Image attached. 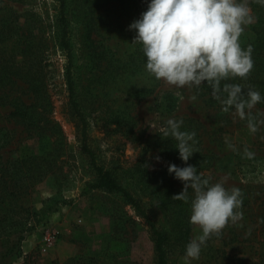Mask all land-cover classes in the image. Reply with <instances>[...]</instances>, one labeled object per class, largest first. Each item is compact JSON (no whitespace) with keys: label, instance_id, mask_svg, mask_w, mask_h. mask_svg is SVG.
Listing matches in <instances>:
<instances>
[{"label":"rangeland","instance_id":"1","mask_svg":"<svg viewBox=\"0 0 264 264\" xmlns=\"http://www.w3.org/2000/svg\"><path fill=\"white\" fill-rule=\"evenodd\" d=\"M64 1L68 12L75 2ZM253 1L248 0L253 19L244 26L240 36L242 39L249 35L250 26L255 21L253 10L256 5ZM118 4L114 2L116 6L109 9V3L97 10L102 13L106 27L100 30V36H92L107 43L116 57H125L136 44L134 36L129 35L131 31L136 33V30L129 28L124 33L118 29V25H108L119 15ZM4 5L8 7L0 13L10 8V12L17 13V22L25 20L31 23L38 16L44 20L45 33L50 39L49 56L53 71L50 117L59 125L68 145L67 162L60 170L63 176L47 177L33 184L22 190L16 200L30 208L31 212L25 215L32 218V222L28 225L29 229L20 233L16 231L11 237L5 238L10 242L8 246H11L12 241L16 242L21 254L11 264H154L153 244L144 221L117 194L87 186V182L93 179V173L79 154L74 123L66 111L67 98L63 83L65 58L51 40L53 29H50V25L61 7L60 2L0 0V7ZM78 6L77 11L74 9L71 12L69 21L75 48L82 44V40L91 45L82 25L84 21L80 20L83 16L80 12L86 8L87 3L81 0ZM146 8L130 17L128 25ZM86 59L83 62L82 57L76 58L75 63L86 72V76L91 77L95 68L90 67L89 57ZM101 69L97 71L99 75L102 74ZM152 77L154 75L147 70L146 64L120 78L103 77L97 83L83 76L82 83L86 86L81 90V99L90 123L89 141L98 162L115 169L123 184L130 185L129 169L141 156L145 157L150 169L165 163L160 152L154 148L155 143L146 141L158 139L167 127L169 118H194L199 125L197 132L202 147L214 156L211 165L203 173L210 178L211 183L223 177L225 187L231 189L235 186L242 190L243 202L237 210L243 212V217L235 223L229 221L219 234H212L202 245L197 258L187 256L180 250L181 243L173 240L168 247V264H258L259 253L264 250V108L254 106L246 110L250 116L241 118L235 109L225 111L218 105L207 103L196 85L180 87ZM138 88L153 89L136 94L131 92ZM169 90L178 99L177 108L168 113L159 100L162 93ZM1 91L9 95L7 99H0V179L7 174L8 162L35 152L40 144L27 133L20 121L9 114L11 106L7 100L17 95L24 98V84L16 83ZM112 111L125 117L128 113L134 116L136 130L143 131V141H132L115 129V124L108 120ZM250 119L256 124V131L251 130ZM125 122L121 121L122 128ZM226 140L231 141L236 150L229 148ZM246 148L254 156L247 157L244 154ZM157 155L161 157L160 160L155 159ZM11 173L14 176V170ZM9 188L12 186L7 181H0V195L3 192L7 195ZM54 195H62V200L57 205L47 207L45 200L49 203ZM9 216L15 217L13 213ZM156 217L161 220L160 214ZM190 223L191 240L201 232V227ZM16 249L14 247L13 251ZM2 250H5L4 245L0 243Z\"/></svg>","mask_w":264,"mask_h":264},{"label":"trees","instance_id":"2","mask_svg":"<svg viewBox=\"0 0 264 264\" xmlns=\"http://www.w3.org/2000/svg\"><path fill=\"white\" fill-rule=\"evenodd\" d=\"M58 1L61 7L50 25V29H53L51 40L65 58L63 83L67 98L66 111L74 123L75 141L79 154L93 173V179L87 182V186L117 194L124 203L128 204L135 215L141 218L147 226L153 244L154 264H168V247L173 240L179 241L180 250L186 253L185 249L190 241L192 229L189 214L194 190L191 187L188 188V201L175 198L174 195L182 191L184 182L170 173L167 165L169 163H175L178 166H184L185 163L193 164L197 167V172L207 178L203 170L211 165L214 156L205 151L201 145L197 132L199 128L197 120L187 117L179 118L183 120L181 130L195 131L194 146L197 150L193 152L188 161L180 159L178 149L175 147L176 139L171 135L164 136L163 132L155 141L146 142L155 143L154 148L160 152L165 162L164 165L150 169L145 157L141 156L129 169L130 185L123 184L115 169L99 163L96 152L89 141L90 123L81 99L83 94L81 90L86 86L82 83L83 76L92 83L99 82L103 77L105 79L120 78L144 66L146 56L143 53L142 44L138 41H135L133 50L127 56L116 57L107 43L100 41V38L93 37L92 35L100 36V30L106 27V24H103L105 20L102 13L97 10L109 3V9L116 6L113 5L114 2L119 3L117 5L120 10L119 15L115 16L108 25H118V29L127 33L130 30L128 20L147 7L148 0H85L87 6L80 12L83 14L80 20L84 21L82 25L91 45L85 44L82 40V44L77 45L76 48L72 42V29L69 27V21L72 16L71 12L74 9L77 11L81 0H74L75 4L70 7V12H66L64 0ZM253 2L256 5L253 10L255 21L250 26L249 35L244 39L240 38L242 47L252 45L253 68L246 78L229 76L221 84L239 83L244 86L245 90L254 88L264 95V5L258 3L257 0ZM6 7L8 6L0 7V11ZM10 11L9 8L0 13V99L8 98L9 93L1 91L5 87L16 83L24 84L26 93L24 98L17 95L7 100L11 106L9 114L20 121L27 133L40 144L35 152L26 153L8 162L7 174L0 179L1 182L7 181L12 186L7 189L8 191L5 190L9 197L5 192L0 195V243H3L5 249L0 251V264H11L21 255L16 242L12 241L11 246H8L10 242L5 238L11 237L16 231L20 233L29 229L28 225L32 222V218L25 215L31 212L30 208L16 201L19 194L22 190L47 177L63 176L60 170L67 162L68 151L67 142L64 141L59 125L50 117L52 111L50 83L53 71L49 56L50 39L45 33L44 20L38 16L31 23L25 20L20 23L16 21L17 13ZM129 35L135 37L136 33L131 31ZM80 57L83 58V62L84 60L86 62V58L89 57L90 67L95 68L91 77L86 76V72L80 70V66L75 63L76 58ZM83 62L81 61L82 65ZM101 67L102 74L99 75L97 71ZM152 79H155V76ZM152 89L138 88L131 92L136 94ZM198 90L205 96L207 103L224 109V105L212 95V90L207 83L199 85ZM226 95V93L223 94L225 97ZM177 99L178 96L169 90L162 93L159 103L169 113L177 108ZM255 106L264 108V100L257 102ZM234 109V107L229 108V110ZM108 120L115 124V129L132 141L137 143L143 141V131L136 130L134 116L130 113L125 117L112 111L108 115ZM122 120H126L124 128L121 127ZM13 170L14 176L11 173ZM60 200H62V195H54L49 203L46 200L45 203L47 207H51L57 205ZM11 213L15 217L9 216ZM158 214L161 215V220L156 217ZM262 243L264 245V235ZM14 247L17 248L15 251H13ZM258 261V264H264V250L259 253Z\"/></svg>","mask_w":264,"mask_h":264},{"label":"clouds","instance_id":"3","mask_svg":"<svg viewBox=\"0 0 264 264\" xmlns=\"http://www.w3.org/2000/svg\"><path fill=\"white\" fill-rule=\"evenodd\" d=\"M257 2L264 5V0ZM252 19L248 0H148L146 10L128 27L136 30L133 40L142 44L146 68L157 79L180 87L207 83L225 111L234 107L245 118L250 116L246 110L264 100V95L254 88L245 90L239 83L221 82L229 76L246 78L253 68L252 45L242 47L240 42L244 26ZM166 124L164 136L176 139L180 159L188 161L197 151L195 131L181 130L182 119L169 118ZM249 124L256 131L251 119ZM226 144L236 150L231 141ZM244 154L254 156L247 148ZM167 169L184 182L175 198L188 201V188L194 190L190 222L198 224L201 232L187 243L185 251L197 258L212 234H219L229 221L242 219L243 212L237 210L243 202L242 190L225 187L223 177L211 183L193 164L169 163Z\"/></svg>","mask_w":264,"mask_h":264}]
</instances>
